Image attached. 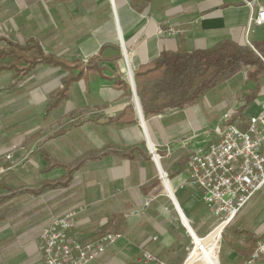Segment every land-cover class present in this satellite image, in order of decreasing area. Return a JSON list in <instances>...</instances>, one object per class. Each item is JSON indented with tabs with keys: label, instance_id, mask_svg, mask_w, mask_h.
I'll use <instances>...</instances> for the list:
<instances>
[{
	"label": "crops",
	"instance_id": "1",
	"mask_svg": "<svg viewBox=\"0 0 264 264\" xmlns=\"http://www.w3.org/2000/svg\"><path fill=\"white\" fill-rule=\"evenodd\" d=\"M247 1L264 6L153 0L137 10L130 0H0V158L10 165L11 153L15 164L0 171V264L38 262L44 226L69 212L83 242L121 235L90 264H147L149 253L162 264H186L195 239L210 237L205 264H264V256L249 262L263 236L264 191L220 241L187 166L215 139L224 113H260L264 75L240 71L196 104L150 116L132 86L165 51L263 40L264 25L249 28Z\"/></svg>",
	"mask_w": 264,
	"mask_h": 264
},
{
	"label": "built area",
	"instance_id": "2",
	"mask_svg": "<svg viewBox=\"0 0 264 264\" xmlns=\"http://www.w3.org/2000/svg\"><path fill=\"white\" fill-rule=\"evenodd\" d=\"M251 9L249 28L253 23L264 25V6L256 1H247ZM259 7L258 14H254ZM246 43L254 48L249 39ZM261 111L247 117L246 127L232 120L234 112L223 114L215 128V139L196 148L188 157V183L196 189L204 205L216 217L215 228L230 224L240 211L264 191V98ZM153 154L156 152L153 150ZM0 171L15 168L13 155L7 154ZM163 181L167 180L162 174ZM148 203V202H147ZM78 221L75 212L54 217L44 226L38 244L40 259L34 264H90L99 259L120 238V234L108 233L98 239L83 242L74 237ZM214 228V229H215ZM264 256V231L250 263ZM145 261L151 264L157 258L146 254Z\"/></svg>",
	"mask_w": 264,
	"mask_h": 264
},
{
	"label": "trees",
	"instance_id": "3",
	"mask_svg": "<svg viewBox=\"0 0 264 264\" xmlns=\"http://www.w3.org/2000/svg\"><path fill=\"white\" fill-rule=\"evenodd\" d=\"M130 1L135 9L144 10L153 0ZM252 45L254 48L247 43L225 40L207 49L163 52L136 74L137 92L146 115L194 105L210 89L243 70L249 69L250 78L259 80L264 75V39ZM232 120L246 127L247 117L243 110H236ZM229 226L223 230L224 238ZM255 248L252 247L250 256Z\"/></svg>",
	"mask_w": 264,
	"mask_h": 264
},
{
	"label": "bare ground",
	"instance_id": "4",
	"mask_svg": "<svg viewBox=\"0 0 264 264\" xmlns=\"http://www.w3.org/2000/svg\"><path fill=\"white\" fill-rule=\"evenodd\" d=\"M129 76H130L129 77L130 80H133V73L132 72H130ZM140 109H141V107L139 108V111H141ZM142 118H143V113H142ZM150 147L153 148V146H150ZM221 231H222V226L219 227V232H221ZM219 235H220V233H219ZM213 240H214L213 237L196 238L195 239V247H194L192 253L190 254L189 258L187 259L186 264H205V261L207 260V254H208V245Z\"/></svg>",
	"mask_w": 264,
	"mask_h": 264
},
{
	"label": "water",
	"instance_id": "5",
	"mask_svg": "<svg viewBox=\"0 0 264 264\" xmlns=\"http://www.w3.org/2000/svg\"><path fill=\"white\" fill-rule=\"evenodd\" d=\"M132 86H133V89H134V96H135V99H136L137 103H138L139 105H141V104H140V99H139L138 94H137L136 85H135L134 83H132ZM151 264H162V263L154 261V262H152Z\"/></svg>",
	"mask_w": 264,
	"mask_h": 264
},
{
	"label": "rangeland",
	"instance_id": "6",
	"mask_svg": "<svg viewBox=\"0 0 264 264\" xmlns=\"http://www.w3.org/2000/svg\"><path fill=\"white\" fill-rule=\"evenodd\" d=\"M3 77V76H2ZM3 78H5V79H10L8 76H4ZM214 228H215V226L211 229V230H214ZM194 247H195V245H194ZM193 250V249H192ZM192 252V251H191ZM191 254V253H190Z\"/></svg>",
	"mask_w": 264,
	"mask_h": 264
}]
</instances>
